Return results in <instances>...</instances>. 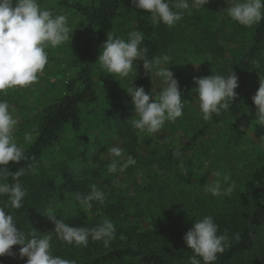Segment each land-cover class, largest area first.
Masks as SVG:
<instances>
[{"label": "trees", "instance_id": "obj_1", "mask_svg": "<svg viewBox=\"0 0 264 264\" xmlns=\"http://www.w3.org/2000/svg\"><path fill=\"white\" fill-rule=\"evenodd\" d=\"M40 1L46 2L44 9L54 16L76 12L85 29L72 60L75 76L66 81L63 93L37 99L36 113L16 125L22 133L17 142L19 146L22 143L26 159L6 167L12 172L26 169L20 177L26 196L23 207H8L6 211L14 216L18 229L28 232L34 228L50 234L53 254L76 264H190L194 253L185 244L184 235L195 221L212 216L219 226L218 234L229 237L228 246L213 264H264V127L256 121L252 100L260 76H264V20L252 27L235 23V34L227 33V39L235 41L237 34H243V39L229 56L219 36L232 19L226 14V24L220 26L221 4L215 6L211 0L203 7H194L189 21L195 29L207 25L197 30L201 45L215 57L204 60L201 68L207 70L206 76H227L233 71L239 77L238 95L229 110L213 113L210 120L194 110L201 117L195 120L189 114L193 99L182 92L183 116L175 122L166 121L158 132L149 134L132 126V119L138 117L131 96L125 102L122 96L118 109L95 111L102 103L95 46L114 23L123 21L129 32L143 33L141 47L148 49L151 59L169 50L172 32L164 35L165 25L153 21L151 13L136 8L132 0ZM183 60L188 61L186 57ZM137 63L131 87L142 86L146 93L153 90L158 96L154 76L145 74L142 60ZM0 99L11 105L9 90L0 93ZM16 104L22 111V103ZM88 122L97 128L96 134L86 128ZM252 125L253 137L249 135ZM26 134L30 140L25 139ZM178 134L188 136L185 141L180 138V147L173 140ZM115 145L122 148L124 159L131 155L136 160L123 173L107 171L112 160L108 150ZM206 162L222 172V188L234 185L230 196L205 191L215 183L209 181L208 169L203 174L197 170ZM192 178L197 180L195 185L190 184ZM6 182L12 183V178ZM92 185L105 193L106 200L103 204L93 202L91 210L81 209L76 193L86 195ZM6 201V196L0 197V206ZM49 215L72 227L91 228L110 219L116 228L115 239L109 247L91 238L86 247L68 244L54 233ZM20 247H12L14 256H0V264H26L27 257L19 256ZM197 258L203 264L202 258Z\"/></svg>", "mask_w": 264, "mask_h": 264}, {"label": "clouds", "instance_id": "obj_2", "mask_svg": "<svg viewBox=\"0 0 264 264\" xmlns=\"http://www.w3.org/2000/svg\"><path fill=\"white\" fill-rule=\"evenodd\" d=\"M208 2L209 0H191V7L200 8ZM228 2L230 7L224 11L239 24L252 27L264 20V0ZM132 3L136 8L150 12L153 21L162 22L169 27L179 22L185 10L190 8L189 0H132ZM70 31L66 15L54 16L52 11L41 8L39 0H0V93L35 83L38 74L48 64L46 48H55L67 42ZM143 40V33L137 30L131 31L127 39L108 34L98 62L107 73L124 78L132 72L134 62L142 60L145 74L163 81L165 87L158 96L153 94V90L146 93L142 86L126 89L138 117L132 119V126L141 132L152 134L158 132L166 121L175 122L183 116L185 100L182 99L174 73L169 67L162 66L168 64L171 58L162 55L149 59L148 49L141 47ZM193 80L197 86L193 91L198 93L199 108L205 120H210L213 113L220 115L222 110H229L238 95L235 89L239 86V77L233 71L227 76L212 74L194 77ZM252 100L257 109L256 121L260 127H264V76H260L259 88ZM18 122L19 119L14 115V110L10 111L8 102L0 99V197H7L4 206H0V256H14L12 247L20 245L19 256L21 259L27 257L26 264H76L74 260L53 254L50 234H41L34 228L28 232L18 229L14 216L6 211L8 207H23L26 196L20 182L26 169L22 167L12 172L6 167L10 163L26 159L14 137ZM25 139L30 140V135L26 134ZM108 151L112 157L111 163L107 165L109 173H123L129 166L136 164L131 155L124 159L123 150L118 145ZM214 175L219 177L220 172L217 171ZM9 177L12 178V183L6 182ZM227 179L225 176V180ZM233 190L234 185L222 188L218 181L205 189L214 196H230ZM76 199L82 206L81 209L91 210L93 202L103 204L106 195L96 185H92L88 194L76 193ZM47 217L55 225L56 236L68 244L86 247L91 238L92 241H101L105 247H109L115 239L116 228L110 219H104L90 228L69 226L56 215ZM218 232L219 226L212 216L194 222L183 238L194 253L189 257L190 264H201V259L197 257L202 258L203 264H213L217 255L225 251L229 237L227 233ZM235 238L238 240L239 235Z\"/></svg>", "mask_w": 264, "mask_h": 264}, {"label": "rangeland", "instance_id": "obj_3", "mask_svg": "<svg viewBox=\"0 0 264 264\" xmlns=\"http://www.w3.org/2000/svg\"><path fill=\"white\" fill-rule=\"evenodd\" d=\"M40 6L42 9L47 5L46 2H42L39 0ZM190 8L185 10L183 18L177 22L174 26L169 27L165 25L164 35L168 32L169 35L171 32L174 35L173 42L170 41L171 46H169V50L165 51L162 55H168L171 59L168 64L162 65L163 67H169V70L174 73V77L178 80L181 92H184L186 95H191L193 99L192 110H189L190 116L196 120L200 119L194 110L199 108V99L198 93H195L193 89L197 87L194 83L193 78L205 77L208 72L207 70H202L201 64L204 60H212L214 54L207 50L203 45H201V29L204 25H199L200 31L194 28V25L189 21V17L192 15V10L194 7H191V0H189ZM210 3V2H208ZM211 3L215 6H220L222 11L218 14L219 17V25L221 23L226 24V12L224 11L228 7H230V3L228 0H211ZM64 15L67 17L68 25L70 26L69 40L67 42L62 43L60 46L55 48L48 47L46 48V52L48 55V64L45 66V69L42 73L38 74V80L27 86V87H16L14 89H9V92L12 96V103L10 105V111L14 110V115L20 120L24 117L26 118L31 113H36L35 108L37 99H44L47 96L53 97L60 93H63L66 81L72 79L75 76V68L72 65V60L78 52V48L76 42L79 40V37L82 35L85 29V22L82 17L74 11H67ZM225 17V18H224ZM183 22V24H181ZM233 23H230V26H225V33H222L220 37V43L225 46L226 54L232 56V50H236V46L238 45V41L243 39V34H237L236 40L233 41L231 39H227L228 34H235V23L238 22L232 20ZM202 24V23H201ZM231 24H234L231 26ZM112 29L108 31V33L101 36L95 48L97 49V55L100 56L102 51V46L106 42L108 34H111L116 37H121L127 39L128 34L130 33L129 27L123 23V21H117L111 26ZM228 33V34H227ZM167 38V37H166ZM206 49V50H205ZM161 55V56H162ZM185 57L188 59L185 62L183 59ZM195 60V62H193ZM98 65L100 69L96 75V81L98 83V88L102 96V103L97 106L95 111L110 110L114 108L118 109L124 102L130 99V94L127 92V88L131 87V83L134 81L137 66V61L134 62L133 70L129 74L128 77L120 78L119 76L114 77L112 74L107 73L105 69H103L99 62ZM205 71V72H203ZM203 74V75H202ZM154 85L155 91H161L163 87H165L163 81L154 76ZM123 96V99L121 98ZM183 96V95H182ZM35 102V104H34ZM22 103L23 110L17 106V104ZM27 106L25 109L24 106ZM113 111V110H112ZM132 113V110H131ZM202 113V112H201ZM24 118V119H25ZM88 127L90 132L96 134L95 125H89V122L86 123V128ZM26 133V130L24 131ZM147 133V132H146ZM22 133L18 131V126L15 127L14 137L17 140H21ZM249 135L251 137L254 136L253 125L250 126ZM183 137V141L188 139V136H180L175 135L173 137L174 142L176 143V147H180L182 145L181 139ZM18 143V142H17ZM20 146L22 143L20 142ZM197 165V164H196ZM210 172L209 181L222 183V172H220V176L217 177L214 175L218 170L211 166L210 162H206L205 166L202 168H197L198 172L203 174L205 171ZM204 176V175H203ZM211 182V183H212ZM197 180L192 178L190 180L191 185H195ZM210 183V182H209Z\"/></svg>", "mask_w": 264, "mask_h": 264}]
</instances>
